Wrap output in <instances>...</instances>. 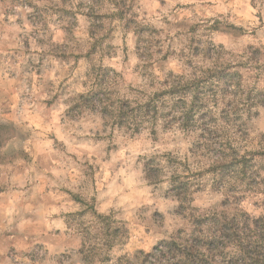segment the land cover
I'll return each instance as SVG.
<instances>
[{
	"label": "rangeland",
	"instance_id": "rangeland-1",
	"mask_svg": "<svg viewBox=\"0 0 264 264\" xmlns=\"http://www.w3.org/2000/svg\"><path fill=\"white\" fill-rule=\"evenodd\" d=\"M221 64L261 102L184 126L169 88ZM222 211L264 215V0H0V264H139Z\"/></svg>",
	"mask_w": 264,
	"mask_h": 264
},
{
	"label": "trees",
	"instance_id": "trees-1",
	"mask_svg": "<svg viewBox=\"0 0 264 264\" xmlns=\"http://www.w3.org/2000/svg\"><path fill=\"white\" fill-rule=\"evenodd\" d=\"M190 90L192 95H187ZM231 92L234 93V100L227 102L223 108V117L234 114L235 118H240L242 113H249L254 105L261 102L257 100L258 94L255 95L254 91L243 88L239 73L231 65L225 64L207 71L203 77H198L195 81L183 84L177 82L169 88V93L178 98L175 104L184 108L181 122L186 127L191 126L196 114L199 115L198 121L205 124L204 116L210 113L205 109L207 96L213 99L223 97L226 101L227 95ZM96 96L98 97V94L95 92L82 95L80 99L89 105ZM186 97L190 98L188 103ZM151 108L149 104L142 110L149 113ZM129 109V105L118 108L119 120L128 115ZM130 113H134L133 110L130 109ZM219 146L221 148L223 144L219 143ZM225 152L222 149V156L220 154L214 163V168L220 169L221 172L230 165L234 167ZM153 174V170L148 171L149 178H152ZM178 187L177 194L183 203L185 199L181 194H185L186 183L179 184ZM191 220L193 230L190 233L161 241L149 252H140L139 264H264V215L256 217L240 211L237 213L222 211L205 216L191 214Z\"/></svg>",
	"mask_w": 264,
	"mask_h": 264
}]
</instances>
